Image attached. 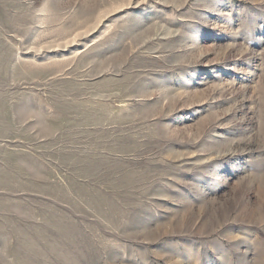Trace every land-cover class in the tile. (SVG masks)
Listing matches in <instances>:
<instances>
[{"label":"rangeland","instance_id":"obj_1","mask_svg":"<svg viewBox=\"0 0 264 264\" xmlns=\"http://www.w3.org/2000/svg\"><path fill=\"white\" fill-rule=\"evenodd\" d=\"M0 264H264V0H0Z\"/></svg>","mask_w":264,"mask_h":264}]
</instances>
